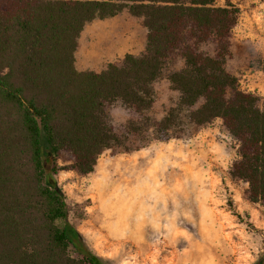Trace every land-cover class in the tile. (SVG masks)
<instances>
[{"label": "trees", "instance_id": "16d2710c", "mask_svg": "<svg viewBox=\"0 0 264 264\" xmlns=\"http://www.w3.org/2000/svg\"><path fill=\"white\" fill-rule=\"evenodd\" d=\"M125 10L147 29L144 50L79 69L86 24ZM237 17L216 0H0V264H107L69 220L55 175L90 173L106 149L138 150L215 118L243 156L230 174L264 205V99L226 67ZM162 77L179 98L158 118ZM117 102L132 116L114 128ZM252 264H264V248Z\"/></svg>", "mask_w": 264, "mask_h": 264}, {"label": "rangeland", "instance_id": "374dc122", "mask_svg": "<svg viewBox=\"0 0 264 264\" xmlns=\"http://www.w3.org/2000/svg\"><path fill=\"white\" fill-rule=\"evenodd\" d=\"M216 4H233L238 8L237 21L232 30V56L227 60V69L238 78L242 89L264 99V0H216ZM102 29L113 33L107 38ZM146 32L142 20L126 10L113 17L95 19L86 24L79 38L78 65L86 66V61H97L93 70H100L107 62L119 60L126 53L139 54L145 48ZM90 51L93 53L90 54ZM183 64L179 61L170 68L178 69ZM155 89L156 103L151 113L161 117L166 108L178 100L179 93L170 88L165 77L157 81ZM113 106L123 108L127 119L132 116L121 102ZM216 119L208 124H192L180 137L151 139L138 150L114 152L106 149L99 155L90 173L60 170L75 173L63 186L57 179L59 172L55 175L57 186L69 207V220L93 252L107 264H121L124 260H128L129 264H252L254 260L251 257L257 258L261 253L264 248V205L250 201L247 189L240 186L241 179L232 177L230 169L224 170L215 162L212 149L224 143L217 130L231 135L234 143L229 146L230 149L237 153L239 149L238 140L223 123L218 125ZM188 140L194 141V144L187 149L181 144L172 145L171 150L168 148L173 141L186 143ZM153 145L152 161L160 159L163 162L167 157L179 161V166L173 168L169 165L163 174L157 169L149 177L146 169L153 164L140 153ZM178 150L189 153L188 159L173 156ZM102 157L119 164L120 171L113 180L126 185V196L109 198V193L99 183L92 187L99 175L97 168L101 166ZM137 173L141 178L146 177L150 184L159 182L163 186L157 188V192L167 201L166 212L162 210V202L154 210L142 209V204L150 202L144 196L134 194L139 183L135 178ZM194 173H201L206 190L212 185L217 189L210 199L203 200V207L194 213L197 220L195 228L183 216L169 219L175 208L173 197L181 204L185 203L184 191L174 185L187 177L190 188L195 182ZM68 184L75 185L71 196L65 191ZM230 185L240 190L239 202L233 199L235 192ZM191 196L189 193V199ZM241 208L243 212L239 210ZM142 211L145 218L138 220ZM149 221L158 223L159 229ZM185 231L191 239L184 235ZM105 253H111L114 258H106Z\"/></svg>", "mask_w": 264, "mask_h": 264}, {"label": "clouds", "instance_id": "9594fccd", "mask_svg": "<svg viewBox=\"0 0 264 264\" xmlns=\"http://www.w3.org/2000/svg\"><path fill=\"white\" fill-rule=\"evenodd\" d=\"M203 102V97H201L200 101H198V104ZM195 107V106H194ZM264 111V109H262ZM109 123L115 128L118 127L121 124H124L127 122V115L124 112L123 108L119 106H113L109 110ZM162 118V117H158ZM216 123L222 124L223 121L221 118L216 119ZM218 135L222 137V140L224 143L218 145L217 147L213 148L212 151L214 152L215 156V162L220 165L224 170H228L232 167L233 163L235 161H240L243 159L242 155H239L236 150L230 149L229 146L234 143L233 138L228 133H220L219 130H217ZM181 144L183 148L187 149L189 146L194 144V141L188 140L186 143L181 141H173L172 144L168 145L169 150H171L172 145ZM155 145H153L151 148L145 149L140 153L141 156L148 158L149 163L153 164V167L147 168V174L149 177L153 175V173L159 169L161 171V174L163 172L167 171L169 168V165H171L173 168L179 166V161L169 159L165 157L163 159V162L160 159H156L155 161H152L151 159V152L152 148H154ZM239 145L237 144V148ZM173 156L175 157H181L183 160H187L189 153H186L183 150H178L173 153ZM64 161H58V164L63 167ZM109 166L111 168L109 169ZM120 171V167L118 163H115L114 161L110 159H105L104 157L101 158V166L97 168V173L99 174L97 177V180L92 183V187H95L97 183H99L105 191L109 193V198H115V197H121L122 195H127V192L124 191L126 188V185H120L116 183L113 180V177L116 176V174ZM206 176L207 173H204ZM75 176V173L73 171H61L57 175V179L59 183L63 186L65 184V181L68 180L70 177ZM139 183L136 186V189L134 190V194L139 196H144L146 201L150 203L142 204V209L144 207H147L150 210H154L157 206V204H160L162 202V210L167 211V201L163 200V197L160 193L157 192V188L163 187L159 182L155 183V185L150 184L148 179L141 178L140 174L137 173L135 177ZM193 180L194 183L191 184L190 188L189 186V179L185 177L183 181L178 182L174 186L180 190L184 191L185 194V203L181 204L179 200H177L175 197H173V204L175 205V208L172 212V216L169 218L171 220H175L179 216H183L184 220L188 223L192 224V226L195 228L197 226V220L195 218L194 213L203 207V200L204 199H210L212 197L213 191H216V186L212 185L210 189L205 188V182L201 178V173H194L193 174ZM219 181L216 182L218 184ZM183 185V188L181 187ZM240 186L242 189H248L250 188V182L249 181H240ZM75 187L73 184H68L65 187L66 193L71 196L72 195V188ZM232 190L235 192V195L233 199L236 202H239L241 200V192L240 190H237L234 186H231ZM187 189V191H185ZM132 191V190H130ZM189 193L192 194L191 198L189 199ZM79 199V197L77 198ZM218 203L220 201H217ZM241 212H243V208L239 209ZM205 215H207V212L205 210ZM144 213L141 212L140 216L137 217L138 220H143ZM150 223H154V226L159 229V224L155 223L153 221H149ZM202 222V221H201ZM55 224L59 225L60 221L57 220L54 222ZM167 227V225H165ZM264 227V226H262ZM184 235L191 239L189 233L187 231L184 232ZM254 250L258 251V249L255 248V245H253ZM106 258L112 259L114 258L111 253H105L104 254ZM250 255V254H249ZM73 258H75L73 256ZM253 260L256 259V257H251ZM121 264H129L128 260H124L121 262ZM155 264V262H154Z\"/></svg>", "mask_w": 264, "mask_h": 264}, {"label": "crops", "instance_id": "0c3cea01", "mask_svg": "<svg viewBox=\"0 0 264 264\" xmlns=\"http://www.w3.org/2000/svg\"><path fill=\"white\" fill-rule=\"evenodd\" d=\"M89 53L92 54L93 52L90 51ZM94 60H96V59H94ZM96 62H97V61H92V62H91V61H86V62H85V63H86V64H85L86 66H82V65L80 66V64L78 65V62H77V65H78L79 69H81V70H85V69H93L94 67H97V66H96V64H97Z\"/></svg>", "mask_w": 264, "mask_h": 264}, {"label": "bare ground", "instance_id": "6f19581e", "mask_svg": "<svg viewBox=\"0 0 264 264\" xmlns=\"http://www.w3.org/2000/svg\"><path fill=\"white\" fill-rule=\"evenodd\" d=\"M103 30V35H105L106 34V37L108 38V37H110V35L113 33L112 31H107V30H104V29H102ZM121 177V176H120ZM122 179V178H121ZM126 179V178H125ZM105 208V207H104Z\"/></svg>", "mask_w": 264, "mask_h": 264}]
</instances>
